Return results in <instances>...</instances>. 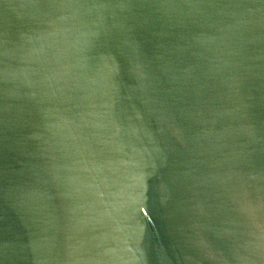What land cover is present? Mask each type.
Segmentation results:
<instances>
[{"label": "water", "instance_id": "95a60500", "mask_svg": "<svg viewBox=\"0 0 264 264\" xmlns=\"http://www.w3.org/2000/svg\"><path fill=\"white\" fill-rule=\"evenodd\" d=\"M0 264H264V0H0Z\"/></svg>", "mask_w": 264, "mask_h": 264}]
</instances>
